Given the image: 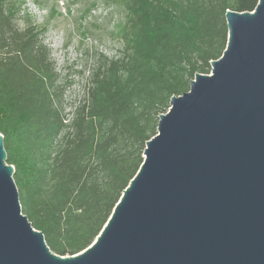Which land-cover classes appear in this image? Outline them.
<instances>
[{"label":"trees","instance_id":"16d2710c","mask_svg":"<svg viewBox=\"0 0 264 264\" xmlns=\"http://www.w3.org/2000/svg\"><path fill=\"white\" fill-rule=\"evenodd\" d=\"M258 0H122L120 57L92 74L68 118L41 31L0 0V132L21 212L59 255L91 245L143 161L170 97L209 73L227 41L226 9Z\"/></svg>","mask_w":264,"mask_h":264},{"label":"water","instance_id":"95a60500","mask_svg":"<svg viewBox=\"0 0 264 264\" xmlns=\"http://www.w3.org/2000/svg\"><path fill=\"white\" fill-rule=\"evenodd\" d=\"M172 95L91 245L59 255L21 212L0 132V264H264V0Z\"/></svg>","mask_w":264,"mask_h":264},{"label":"rangeland","instance_id":"374dc122","mask_svg":"<svg viewBox=\"0 0 264 264\" xmlns=\"http://www.w3.org/2000/svg\"><path fill=\"white\" fill-rule=\"evenodd\" d=\"M25 0H7L14 24L41 31L56 73L63 113L84 98L86 87L98 66L121 56L126 9L122 0H33L37 13L21 8ZM19 21H23V27Z\"/></svg>","mask_w":264,"mask_h":264},{"label":"clouds","instance_id":"9594fccd","mask_svg":"<svg viewBox=\"0 0 264 264\" xmlns=\"http://www.w3.org/2000/svg\"><path fill=\"white\" fill-rule=\"evenodd\" d=\"M24 8H27L30 13H37L38 18L42 14L41 10L37 9L36 5L33 3V0H25L24 5L21 8V15H23ZM20 26L23 27V21H19Z\"/></svg>","mask_w":264,"mask_h":264}]
</instances>
